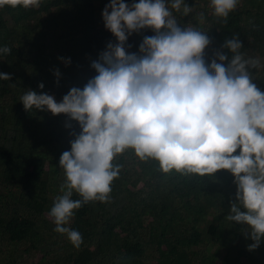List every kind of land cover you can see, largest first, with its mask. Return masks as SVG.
Here are the masks:
<instances>
[{"label": "trees", "instance_id": "16d2710c", "mask_svg": "<svg viewBox=\"0 0 264 264\" xmlns=\"http://www.w3.org/2000/svg\"><path fill=\"white\" fill-rule=\"evenodd\" d=\"M109 2L40 0L39 7H0V48L11 49L0 53V72L12 76L0 80V264H264V240L249 250V227L226 219L237 202L230 171L204 177L164 173L158 161H142L133 149L114 158L120 173L110 200L74 210L66 226L82 234L81 246L54 231L49 213L66 180L60 157L81 127L63 113L26 111L21 97L31 89L60 102L98 74L92 62L116 42L102 16ZM184 3L191 12L172 10L173 16L181 27L209 36L206 62L222 51L227 65L232 53L222 45L238 36L245 59H259L249 72L264 91V0H238L226 19L214 14L211 0ZM152 35V29L131 34L126 51L138 53L143 38ZM72 199L82 197L74 192Z\"/></svg>", "mask_w": 264, "mask_h": 264}, {"label": "clouds", "instance_id": "9594fccd", "mask_svg": "<svg viewBox=\"0 0 264 264\" xmlns=\"http://www.w3.org/2000/svg\"><path fill=\"white\" fill-rule=\"evenodd\" d=\"M39 4L40 0H0V7ZM237 4L238 0H211L214 14L225 19ZM172 10L187 16L192 9L184 0H171L170 7L167 0H110L102 16L116 42H109L92 62L98 74L82 89L71 88L60 102L31 89L21 97L26 111L63 113L81 127L70 151L60 157L66 180L63 195L49 213L54 231L67 234L76 248L83 243L82 234L66 225L83 204L110 200L111 184L120 173L113 161L127 149L142 161H158L164 173L175 170L204 177L230 171L237 202L226 219L249 227L246 238L254 241L249 250L264 240V91L249 72V67L259 66V59H245L242 42L233 36L222 45L232 53L227 65L229 58L222 51L206 62L209 36L181 27ZM199 17L202 22L203 13ZM143 29L155 35L143 38L138 53L126 51L129 36ZM10 52L7 46L0 48V53ZM55 75H61L58 69ZM11 78L0 72V80ZM74 192L82 199H72Z\"/></svg>", "mask_w": 264, "mask_h": 264}]
</instances>
